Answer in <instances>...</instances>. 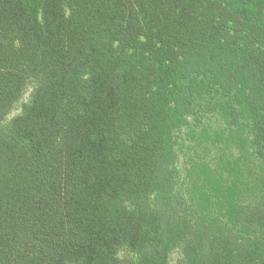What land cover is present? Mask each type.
I'll list each match as a JSON object with an SVG mask.
<instances>
[{
    "label": "trees",
    "instance_id": "obj_1",
    "mask_svg": "<svg viewBox=\"0 0 264 264\" xmlns=\"http://www.w3.org/2000/svg\"><path fill=\"white\" fill-rule=\"evenodd\" d=\"M256 162L264 0H0V264H264Z\"/></svg>",
    "mask_w": 264,
    "mask_h": 264
},
{
    "label": "rangeland",
    "instance_id": "obj_2",
    "mask_svg": "<svg viewBox=\"0 0 264 264\" xmlns=\"http://www.w3.org/2000/svg\"><path fill=\"white\" fill-rule=\"evenodd\" d=\"M31 94V88L26 92L25 96L23 97L22 102L28 101ZM20 103V104H21ZM19 106L13 110L10 114V117H13L17 113L21 111V106ZM242 136L247 138V134L245 131H241ZM234 140L230 137H214L212 136L207 140V138L196 139L192 143H188L186 148L181 151L180 154V162L183 165L189 166L192 168L193 162L197 160V164L206 163L210 167H217L218 170L224 166L225 171L230 179L233 178V170H235L234 165L238 162V168L240 173L244 175L245 182L247 178L250 179L251 171L253 170L252 164L254 162L247 155L248 146L247 142H242L240 140V136H234ZM241 144V145H240ZM193 163L192 165H190ZM222 165V166H221ZM256 166H259L258 169H264V162H256ZM194 170V167L192 168ZM251 180V179H250ZM247 185V182L244 184ZM182 255L180 250H175L170 257V264H181Z\"/></svg>",
    "mask_w": 264,
    "mask_h": 264
}]
</instances>
